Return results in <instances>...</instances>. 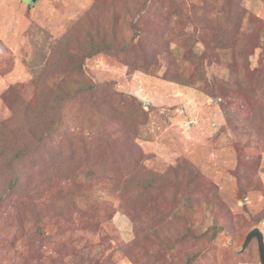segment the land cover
Segmentation results:
<instances>
[{"label": "rangeland", "instance_id": "obj_1", "mask_svg": "<svg viewBox=\"0 0 264 264\" xmlns=\"http://www.w3.org/2000/svg\"><path fill=\"white\" fill-rule=\"evenodd\" d=\"M264 0H0V264H261Z\"/></svg>", "mask_w": 264, "mask_h": 264}, {"label": "water", "instance_id": "obj_2", "mask_svg": "<svg viewBox=\"0 0 264 264\" xmlns=\"http://www.w3.org/2000/svg\"><path fill=\"white\" fill-rule=\"evenodd\" d=\"M253 239H257L258 248L260 254L261 264H264V234L259 228L252 230L246 237L245 243L243 245V250H245Z\"/></svg>", "mask_w": 264, "mask_h": 264}]
</instances>
